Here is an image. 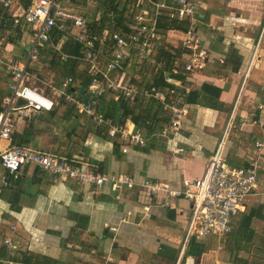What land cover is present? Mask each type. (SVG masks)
I'll list each match as a JSON object with an SVG mask.
<instances>
[{"label":"crops","instance_id":"obj_1","mask_svg":"<svg viewBox=\"0 0 264 264\" xmlns=\"http://www.w3.org/2000/svg\"><path fill=\"white\" fill-rule=\"evenodd\" d=\"M11 1V8L0 5L1 108L11 83L6 63L11 58L26 59L33 41L32 26L19 18L32 0ZM200 2L197 34L207 53L202 68L186 71L191 52L182 44L185 31L166 28L177 21L165 14L159 17L164 40L151 54L155 63L131 57L113 77L144 91L164 65L166 54L171 55L170 67L186 80L172 77L175 83L169 85L181 93L201 91L205 85L217 87L222 90L217 107L181 104V93L160 88L187 109L180 131L173 139L161 137L167 125L162 120L152 131L138 127L147 143L123 153L105 128L79 114L61 95L65 82L72 78L71 89L80 90V99L93 100L103 115L116 112L112 93L92 99L89 87L83 89L82 84L91 78L90 69L83 50L79 54L71 46L75 39L55 33L30 69L32 84L52 98L55 107L35 117L19 118L13 145L92 163L104 173L165 181L179 189L184 179L203 175L224 131L230 130L226 156L233 165L255 166L258 190L248 200L246 211L234 218L233 231L221 241V248L216 237H193L185 244L191 207L184 198L164 207L163 195L151 197L139 189L118 195L107 185L56 183L35 166H26L15 179L0 165V264H264V148H257L258 143L264 144V0ZM65 6L84 16L93 33L124 30L105 15L99 16L104 11L99 0H71ZM146 9L153 18L155 9L151 5ZM126 19L129 28L133 13ZM111 44L107 39L97 47L103 71ZM128 110L135 116L159 119L166 111L161 102L145 95L128 103ZM8 146L1 142V148ZM179 148L184 152H177ZM145 208L150 209L148 213ZM5 240L13 245L7 246Z\"/></svg>","mask_w":264,"mask_h":264},{"label":"built area","instance_id":"obj_2","mask_svg":"<svg viewBox=\"0 0 264 264\" xmlns=\"http://www.w3.org/2000/svg\"><path fill=\"white\" fill-rule=\"evenodd\" d=\"M70 2L71 0H32L30 6L19 16L32 26L33 41L26 59L11 58L6 63L11 83L9 94L3 99L0 109V165L9 177L15 179L26 166H35L51 175L56 183L72 181L97 188L107 185L118 195L124 190L135 189L145 191L151 197L163 195L164 207L171 206L173 199L184 198L191 207L185 244L193 237H216L222 241L232 233L234 218L246 211L248 199L258 190L255 166L233 165L226 156L230 130L224 131L203 175L184 179L179 189L172 188L165 181L138 179L125 173H104L92 163L13 145V134L19 118L35 117L42 112H50L55 107L54 100L32 84L30 73L33 64L40 59L41 47L51 41L55 32L72 37L82 45L83 59L89 65L92 79L88 88L92 99L112 93L117 102L124 100L132 103L145 95L161 102L170 115L171 120L160 133L161 137L173 139L182 127L187 113L184 105L177 101H168L165 92L160 88L151 87L142 91L131 83L118 80L113 74L120 72L131 57L140 63H155L151 54L164 40L159 28V17L165 14L178 23L186 24L187 30L184 32L182 44L191 52L186 71L202 68L207 53L197 34L200 0H136L135 5H130L133 23L129 26V31L108 30L103 35L91 32L87 19L65 6ZM12 4L11 0H0V5L5 9L11 8ZM147 5L155 9L153 18L149 16ZM98 14L100 16L104 11L100 10ZM107 39L112 42V51L107 60L106 71H103L99 68L101 51L97 47L103 46ZM72 81L69 78L65 82L66 90L61 95L79 114L88 115L98 127L105 128L108 136L120 144L123 153H128L131 147H141L147 143L143 132L130 119L121 123L108 118L98 111L93 100L85 102L79 98L78 93H68L67 88ZM165 81L168 84L175 83L170 76ZM19 100L24 104H19ZM1 142H8L9 146L1 148ZM257 148H264V144L258 143ZM177 152L183 153L184 149L179 148ZM5 181L7 182V177ZM149 210L145 208L146 213ZM110 229L117 231L116 227ZM5 244L9 247L13 245L11 240H5Z\"/></svg>","mask_w":264,"mask_h":264},{"label":"trees","instance_id":"obj_3","mask_svg":"<svg viewBox=\"0 0 264 264\" xmlns=\"http://www.w3.org/2000/svg\"><path fill=\"white\" fill-rule=\"evenodd\" d=\"M136 2V0H126L125 4H121V1L118 0H101L102 3V9H104V14L108 19V21H111L114 26L119 29L122 28L126 31L128 30L127 24H126V16L128 13H131L130 5ZM130 14V15H131ZM166 28H171V29H180V30H187V27L185 25L179 24L175 21L170 22V26L165 25ZM115 28V29H116ZM57 35L61 36V33L55 32ZM54 33V34H55ZM53 34V35H54ZM56 35V34H55ZM57 36V37H59ZM56 37V36H55ZM71 46L77 51V53L80 54L82 51V45L76 42L75 40H71ZM166 62L164 61L162 63L161 60L156 59L157 63H162L164 65L161 66V68L158 69L157 75L154 78V81L152 83L151 87H157V88H168V90H175L178 94L181 93L177 89V87L169 85L165 81V77L168 75L170 77L179 79L180 81L185 82V75L183 73H174L172 70V67H170L171 63V55L166 54ZM161 61V62H158ZM92 79L88 77V80L82 84L83 89H86L87 87L90 86ZM149 88V89H150ZM75 91L78 93L80 96H82L80 90L77 91V89L72 90L71 85L67 88V92H73ZM222 90L214 87V86H209L205 85L201 89V91L194 90L190 91L189 93L183 92L181 93L183 95V99L181 100V104H187V105H208L211 108H215L218 105L220 95H221ZM168 101H172V97H167ZM161 105V104H160ZM162 107V106H161ZM1 109V107H0ZM163 111V110H162ZM164 113V118L159 119V117H151L150 115L147 116H135L133 113L131 114V111L128 110V102L121 100L117 102V107H116V112L114 114H107L105 115L108 118L114 119L118 122L124 123L127 119H130L137 127L144 128L149 131H152L153 127L155 126L156 123L160 122L162 120L164 124H168L170 122V115L168 112L163 111ZM251 218H249V221Z\"/></svg>","mask_w":264,"mask_h":264},{"label":"rangeland","instance_id":"obj_4","mask_svg":"<svg viewBox=\"0 0 264 264\" xmlns=\"http://www.w3.org/2000/svg\"><path fill=\"white\" fill-rule=\"evenodd\" d=\"M74 1V0H73ZM77 1H79V2H83V1H85V2H87V1H89V0H77ZM100 2H101V0H99ZM125 2L126 1H121V4H122V6H123V4H125ZM129 14H131V13H128V16H129ZM150 70H151V67H150ZM150 72H152V71H150ZM69 93H71L72 95H73V92H69ZM89 98H90V96H89ZM250 199V198H249ZM248 199V200H249ZM217 245H221V240L220 241H218V244ZM215 247V249H216V247H218V246H214ZM214 256V255H213ZM218 256V255H217Z\"/></svg>","mask_w":264,"mask_h":264},{"label":"water","instance_id":"obj_5","mask_svg":"<svg viewBox=\"0 0 264 264\" xmlns=\"http://www.w3.org/2000/svg\"><path fill=\"white\" fill-rule=\"evenodd\" d=\"M83 91V90H82ZM19 104H24V102L22 100H19Z\"/></svg>","mask_w":264,"mask_h":264}]
</instances>
